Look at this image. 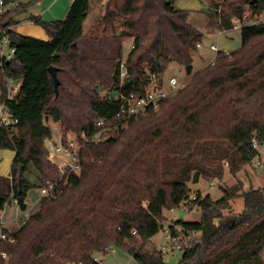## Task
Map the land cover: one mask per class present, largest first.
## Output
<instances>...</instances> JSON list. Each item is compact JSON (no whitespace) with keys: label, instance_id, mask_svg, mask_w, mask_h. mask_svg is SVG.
<instances>
[{"label":"trees","instance_id":"16d2710c","mask_svg":"<svg viewBox=\"0 0 264 264\" xmlns=\"http://www.w3.org/2000/svg\"><path fill=\"white\" fill-rule=\"evenodd\" d=\"M3 1L0 29H10L16 53L0 68V104L14 121L0 126V150L15 158L10 175H0V236L8 234L0 238V264H96L94 257L111 248L137 264H166L152 239L165 211L182 206L199 210L200 221L170 226L174 236L177 228L198 234L179 264H264V188L245 191L240 180L229 188L222 184L227 173L236 178L251 164L254 141L264 143V22L241 29V47L231 58L221 52L159 110L122 125L116 96L142 94L148 74L163 76L172 63L193 64L204 36L189 23L190 12L175 0H112L85 32L92 0H73L63 20L29 18L46 32L43 40L15 30L31 4ZM246 14H264V0L209 2L221 32L234 30ZM127 40L133 49L121 81ZM51 66L58 69V95ZM9 81L19 84L12 98ZM49 121L60 126L64 144L70 132L93 136L100 121L117 129L106 142L81 141L79 173L62 176L47 159ZM202 181L221 183L222 197L198 191L192 201L191 186ZM48 183L55 188L40 210L15 233L4 229L6 206ZM240 198L243 210L237 212L233 203Z\"/></svg>","mask_w":264,"mask_h":264},{"label":"rangeland","instance_id":"374dc122","mask_svg":"<svg viewBox=\"0 0 264 264\" xmlns=\"http://www.w3.org/2000/svg\"><path fill=\"white\" fill-rule=\"evenodd\" d=\"M50 1L51 0H13V6H17L20 4H31L28 12H23L18 15L17 21L20 24L18 27L22 28L27 25L29 26V18L31 16L40 17L44 22H50L47 21V16H45V18L41 17V13L48 8ZM111 1L112 0L91 1L90 13L84 24L85 32L89 31L94 26L95 22L103 15L107 3H110ZM187 2L195 3L196 5L200 6L199 10L188 11L190 12L189 23L197 28L204 36L202 49H199L196 53L193 54V69L191 75H188L186 69L176 63H172L167 71L163 74L165 80H168L171 77H175L181 83L186 85L191 81L193 75L196 72L202 70L213 60L214 53L210 49L211 45L217 46L219 50L229 51L232 53L241 47V30H232L226 34L222 33L219 30L217 19L209 15L210 0H175L177 8L182 10L187 9ZM51 12V10L46 11V15L50 14ZM64 18L65 17H62L58 20H63ZM41 29L43 30L44 34H46L44 29ZM131 46V40H127L124 43V57L130 52ZM16 84L17 83L13 81H9V89H14ZM105 93L106 92H102V95L104 96ZM47 125L50 127L53 133V138L51 141L47 142V147L50 152H54L55 146L61 144L62 142L60 126L53 121H49ZM76 136L77 135L75 133H69V138H73ZM262 155L264 157V149L262 151ZM239 180L243 182L245 191H248L250 189L264 188V167L255 170L250 166H246L241 172L238 173L236 178L233 177V175L227 173L222 184L224 188H229L234 186ZM210 182L211 181H202L199 185L191 186L192 195H197V192L201 191V194L203 196L211 195L214 200H218L219 198H221L223 195L222 188L219 186V188L217 189H211L209 188ZM36 191V189H33L28 193L26 198L27 202L30 196H33ZM233 207L237 212H241L243 210V200L241 198L235 200L233 203ZM25 213L26 211H21L19 209L18 217H24ZM164 216V230L168 229L169 226L174 225L177 221L180 220H184L186 222L200 221L199 210L195 209L193 211H189L184 206L177 210L165 211ZM164 230H161L160 233L152 241V245H154L156 248H160L167 242ZM164 255V261L166 264H179L182 258V253L179 251H169ZM262 258L264 259V253L262 254ZM96 259H98L100 264H137L136 261L133 260L128 254L118 249H116L115 254L110 253L109 255L105 256L98 254L96 255Z\"/></svg>","mask_w":264,"mask_h":264},{"label":"built area","instance_id":"2783aa9c","mask_svg":"<svg viewBox=\"0 0 264 264\" xmlns=\"http://www.w3.org/2000/svg\"><path fill=\"white\" fill-rule=\"evenodd\" d=\"M13 7V4L9 5ZM6 11L5 2L0 0V20L3 17ZM264 22V14L262 15H250L246 14L242 20H236L234 30H241L246 26L259 25ZM9 30L10 29H0V68L3 67L5 62H10L15 58V49L11 47V42L9 39ZM226 33V32H222ZM198 50L202 49V44L197 45ZM133 49V46L131 47ZM211 51L214 53V58L209 65H214L216 63L218 55L223 52L225 56L231 58L232 52L219 50L217 46L211 45ZM129 54V53H128ZM128 54L124 57L122 64L120 66V76L121 81L125 79L128 74L126 68V59ZM186 84L181 83L177 78L171 77L168 80H165L163 76H159L155 73H149L145 87L142 94H120L115 97L116 101L120 102V110L118 111L116 118L122 125H127L131 120H137L140 117L145 116L148 111L154 110L157 111L160 109L162 103L173 96L179 89L184 88ZM19 88L17 83L15 88L12 89L10 98H12ZM14 123L10 118L7 109L5 106H1L0 109V126H8ZM99 130L91 137H88L86 134H82L80 137H70L66 144L62 143L55 146L54 152H49L47 159L59 169V172L64 176L68 171L71 173H79L81 169L80 164V152H81V141L84 143H94L99 144L108 141L116 133L115 130L117 126L107 125L105 121H100L97 124ZM254 150L257 152V155L252 160L249 165L252 169L258 170L264 167V157L262 151L264 149V143L260 144L258 141H254L253 144ZM220 183L215 181L210 182L209 188L217 189L219 188ZM55 188L54 184L48 183L47 186L39 189L41 199L48 196L53 189ZM191 200L195 201L197 199L196 195H190ZM15 206L19 207V200H15L13 203ZM144 206L146 204L144 203ZM2 222V220H1ZM21 224V223H20ZM172 226H175L172 225ZM164 230V227L162 228ZM178 235L174 236L170 231V226L168 229L164 230L166 236V244L162 245L160 248H157L161 253L166 254L169 251H179L185 252L190 250L196 238L198 237L197 233L185 235L182 233L180 228H177ZM10 233V232H9ZM133 235L136 234L134 231ZM0 238L6 240L8 238L7 233L1 234ZM12 241V240H11ZM153 243V242H152ZM116 251L115 248H111L105 251L108 254H114ZM98 255V254H97ZM102 255V254H99ZM3 258H7L6 254H2ZM96 264H100L96 256L94 257ZM68 264H83V263H68Z\"/></svg>","mask_w":264,"mask_h":264},{"label":"crops","instance_id":"0c3cea01","mask_svg":"<svg viewBox=\"0 0 264 264\" xmlns=\"http://www.w3.org/2000/svg\"><path fill=\"white\" fill-rule=\"evenodd\" d=\"M72 1L73 0H51L49 2L48 8L41 13V17L45 18V16H47V21L50 22H54L58 19H61L62 17H65L70 9ZM186 4L188 5L186 10L196 11L200 9L199 8L200 6L196 5L195 3L187 2ZM49 10H51L52 12L46 15V11ZM29 23H30L29 26L27 25L22 28H19L18 26L20 24H18L15 30L17 31V33L21 35L31 36L43 40L48 39L47 35L44 34L43 30L40 27L34 25L31 22ZM14 158H15V152L10 150L0 151L1 176L8 177L10 175ZM40 201H41V195L39 190H37L33 196H30L28 202L27 200L25 201L26 213L24 217H18V210L20 209L19 207L15 206L14 204L7 205L5 210L1 213V220L4 229H6L11 234L15 233L20 228V223L22 220L27 219L28 217H30L31 215L35 214L40 210V205H41Z\"/></svg>","mask_w":264,"mask_h":264},{"label":"water","instance_id":"95a60500","mask_svg":"<svg viewBox=\"0 0 264 264\" xmlns=\"http://www.w3.org/2000/svg\"><path fill=\"white\" fill-rule=\"evenodd\" d=\"M192 69H193L192 65H189V66L186 67V72H187L188 75H191ZM48 70H49V73L51 74L53 82H54L55 92L58 95V89H59V86H60V80L58 78V69L51 66V67H49ZM21 175H22V171L20 170V176ZM19 208H20L21 211H25V209H26V203H25V201L23 199H19Z\"/></svg>","mask_w":264,"mask_h":264}]
</instances>
